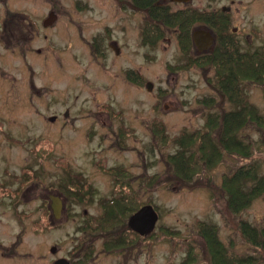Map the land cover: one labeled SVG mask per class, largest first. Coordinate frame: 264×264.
<instances>
[{
  "label": "rangeland",
  "instance_id": "obj_1",
  "mask_svg": "<svg viewBox=\"0 0 264 264\" xmlns=\"http://www.w3.org/2000/svg\"><path fill=\"white\" fill-rule=\"evenodd\" d=\"M222 7H230L223 32L241 53L264 51V0H191L168 8L200 11L213 25L209 20ZM50 12L57 20L43 27ZM150 21L129 0H0V264H54L59 258L70 264H214L201 224L241 262L264 264V250L239 230L240 222L264 227V196L234 214L222 187L239 167L256 180L264 177V130L244 124L239 137L249 155L209 147L205 153L220 155L206 164L201 137L216 145L218 132L206 131L207 119L237 109L215 87L216 69L200 65L205 58L192 45L191 33L207 25L192 23L189 44L182 26L162 29L152 46L141 39ZM8 22L13 25L4 27ZM130 70L142 77L139 86L130 82ZM241 82L264 119V85ZM182 158L190 182L174 172V161ZM116 168L127 171L133 204L151 205L158 222L153 236L106 250L103 240L128 229L133 213L122 214L128 215L124 228L83 227L99 218V199L115 194ZM65 172L79 192L91 187L90 203L64 196L70 184ZM54 193L66 200L58 220L42 203Z\"/></svg>",
  "mask_w": 264,
  "mask_h": 264
},
{
  "label": "trees",
  "instance_id": "obj_2",
  "mask_svg": "<svg viewBox=\"0 0 264 264\" xmlns=\"http://www.w3.org/2000/svg\"><path fill=\"white\" fill-rule=\"evenodd\" d=\"M155 1L156 0H132L133 4L138 7L137 9L145 11L150 20L154 22L150 21L148 25L146 24L141 28V37L144 45L154 46L157 40L162 37V33L164 32H162V29L174 28L176 27L175 25L179 27L182 26L180 32L183 34L182 37L184 36V43L188 41V44L190 43L189 28L192 23L200 22L207 25L211 30H216L218 28L215 25V17L219 18L218 16H220V14L216 12L214 14L215 17L209 20L213 24L211 25L202 18L204 16L200 11L173 12L168 8L170 4L167 3L165 6H158L155 4ZM200 18H202V20H200ZM150 27L154 29L152 32L147 30L150 29ZM151 33H153L154 36H150ZM220 50L224 53L223 55H220ZM202 56L203 55H200L199 58L205 59L199 64L202 66H212L216 69L217 80L215 82V87L222 96L226 98L231 105H235L237 109L224 113L220 117L215 116L214 119H211L212 117H209V120L207 119L206 126L208 129L206 131L210 133L214 129H218L216 134V145L214 144L215 142H211L209 138L203 140L206 136L205 134L201 137L202 144L199 153L202 154L204 161L206 158V164H213L214 160L211 159L220 155V153L218 154L217 152L212 153L213 151L205 153V150L209 147H217L220 150H224L228 153L231 152L241 158L245 155H249L248 152H246L247 147L244 145V141L239 137L242 126L246 123H252L261 128V130H264V119L258 115L257 109L251 105L248 100V95L245 93L242 86H240V83H242L241 81L249 82L248 80L250 79L256 82L260 81L261 84L264 85V51H254L249 55L248 53H241L236 42L219 41L215 45V49H213L212 53ZM209 116H212V114H209ZM215 119H219V123H217ZM154 125L159 130L164 129L157 122H155ZM185 141L188 142V139H185ZM173 164L175 165L174 172L180 175V179L190 182L193 176H191L192 173L189 172V164L185 163L183 158L182 162L175 160ZM252 167L253 165L249 167V169H252ZM65 173L67 175L66 182L70 184L68 188L64 189V196L72 197L77 203H90L91 187L87 185L84 190H81L82 192H79L71 185L72 178L69 176L71 173ZM111 177L116 186L114 189L115 194L112 198L110 197L104 200L99 199L101 207L99 218L97 221L96 219H91L90 223L85 218L87 222V225L83 227L85 231H95V229L101 228V231L104 230L105 232H109L110 230L112 231L121 227L124 228L128 215L123 217L122 214L127 211L134 213L144 206V204L142 203L141 205L139 201L137 206L133 204L137 198L134 196V191L129 186L127 171L122 168H116L114 172L111 173ZM247 181L253 183L248 191L243 188ZM81 186H85V183H81L78 188H81ZM222 187H224L225 194L227 195L226 199L229 209L234 214H238L244 206L246 207L251 203V199L254 196H264V177L256 180L254 172L247 170V168L239 167L230 177L223 179ZM91 226H94V228L91 229ZM200 226L202 228L199 229V233L203 239L207 241L211 259L214 264L248 263L247 261L241 262L242 259L233 253L235 252L233 249L227 251L223 244L217 240L216 233L211 227L207 228L203 224ZM239 230L248 244L260 246L264 250V227L261 228L260 231H257L256 228L250 226L248 223L240 222ZM152 234L153 232L141 238L151 237L153 236ZM137 239H140L138 234L134 233L129 228H125V231L119 232L116 236L106 237V239L103 240V245L106 250H121L122 248H129ZM189 253L190 251H188V254Z\"/></svg>",
  "mask_w": 264,
  "mask_h": 264
},
{
  "label": "water",
  "instance_id": "obj_3",
  "mask_svg": "<svg viewBox=\"0 0 264 264\" xmlns=\"http://www.w3.org/2000/svg\"><path fill=\"white\" fill-rule=\"evenodd\" d=\"M172 2H184L186 3L188 0H171ZM56 15L54 12H50L48 17L43 21V27H50L56 21ZM192 42L194 47L196 48L198 53H202L207 51L212 43L213 39L209 33L195 30L192 32ZM147 90L150 91V84L147 85ZM51 207L50 212L55 218H59L60 214L62 213L63 206L61 200L56 197L51 198ZM158 221V214L154 210L151 205H144L139 210H137L134 214H132L128 221L127 227L133 231L134 233L138 234L141 237H146L147 235L151 234L156 226ZM54 248L51 249V252H54ZM54 264H69V262L65 259H58L54 262Z\"/></svg>",
  "mask_w": 264,
  "mask_h": 264
},
{
  "label": "flooded vegetation",
  "instance_id": "obj_4",
  "mask_svg": "<svg viewBox=\"0 0 264 264\" xmlns=\"http://www.w3.org/2000/svg\"><path fill=\"white\" fill-rule=\"evenodd\" d=\"M189 1H191V0H188L186 3H184V2H180V3H177V2H172L171 0H156L155 1V4L156 5H158V6H165L167 3L168 4H170V5H173V4H187ZM129 2H131V4L135 7V8H138L137 6H135L134 4H133V2H132V0H129ZM139 10V9H138ZM145 12V11H144ZM146 13V12H145ZM216 13H218V14H220V16H218L219 18H217V17H215V25L218 27L216 30H211L208 26H206V28L204 29H200V31H204V32H207V33H209L210 34V36L212 37V39H213V43H212V45H211V47L207 50V51H205V52H202L201 54L203 55V56H205V54L206 53H212L213 52V49H215V45L219 42V41H232L231 40V36H229L227 33H225V32H223V30H227V27H228V23L230 22V18L228 19V18H225L226 16H228V14L230 13V7H222L219 11H216ZM50 14V13H49ZM48 14V15H49ZM55 15H56V13H54ZM146 15H147V13H146ZM48 17V16H47ZM56 17H57V15H56ZM46 19V18H45ZM44 19V20H45ZM147 19H149L150 20V18L148 17V15H147ZM43 20V21H44ZM56 20H57V18H56ZM56 22V21H55ZM54 22V23H55ZM43 23V22H42ZM7 25L8 26H12L13 25V23L12 22H8L7 24H5V26L4 27H7ZM54 25V24H53ZM146 25V24H145ZM201 25H203V26H205L204 24H202L201 23ZM151 28V27H150ZM148 31H152V30H154L153 28L152 29H147ZM234 32V31H233ZM191 35H192V33H191ZM141 39H142V37H141ZM191 42H192V36H191ZM192 44H193V42H192ZM155 46V45H154ZM109 47H111V49L114 51V53L115 54H118L119 53V49L116 47V43L115 42H112L110 45H109ZM194 47V46H193ZM197 51V50H196ZM198 53V52H197ZM199 54V53H198ZM224 53L222 52V50H220V55H223ZM129 74L131 75V79H130V82L133 84V85H135V86H139V84L141 83V79H142V77L140 76V75H138L134 70H130L129 71ZM148 84H150V88L152 89V83H150V82H147L146 83V89H147V85ZM65 116H67V114H65ZM56 120V117H50L49 118V121L50 122H54ZM123 169V168H122ZM55 195H57V194H55L54 193V195L52 196V195H49L48 196V200L47 201H43L42 203H43V209L45 208L46 209V211L47 212H49V217L51 218H53V219H56V220H58V219H60V217H61V214L63 213H66V200H64L60 195H57V196H55ZM11 196V195H10ZM13 197H15V196H13ZM52 197H54V198H56V197H58L60 200H61V202H62V206H63V210H62V213L60 214V217L59 218H55L52 214H51V212H50V207H51V202H52V200H51V198ZM44 206H46V207H44ZM52 248H54L55 249V251H56V248L55 247H51V249Z\"/></svg>",
  "mask_w": 264,
  "mask_h": 264
}]
</instances>
